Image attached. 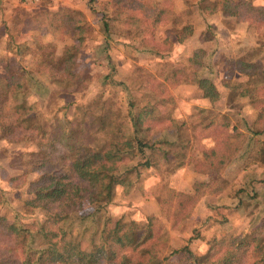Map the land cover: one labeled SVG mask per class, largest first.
<instances>
[{"label": "trees", "instance_id": "1", "mask_svg": "<svg viewBox=\"0 0 264 264\" xmlns=\"http://www.w3.org/2000/svg\"><path fill=\"white\" fill-rule=\"evenodd\" d=\"M88 1L86 13L68 9L55 20V28L69 37L71 45L60 51L50 43L38 50L30 42L15 45L19 57H33L30 68L20 67L14 55L0 57V142L21 143L19 177L26 180L34 175L26 181V198L11 201L13 209L0 195V264H264V173L260 178L248 176L250 193L236 192L246 197L244 202L238 199L242 206L253 202L254 207L240 233L210 240L199 257L190 250V241L181 248H169L165 255L153 246L161 227L186 231L202 199L224 192L225 170L230 165L239 161L240 171L247 173L257 159L264 165V141L240 139L245 136L238 132L217 146L197 150V121L175 119L176 102L167 92L191 85L199 99L214 105L225 91L230 102L248 98L257 112L256 122L264 121V49L242 46L238 55L224 53L209 65L203 46L216 39L215 30L233 35L245 13L254 19L263 17L264 22V0H181L178 12L168 0ZM96 13L101 16L99 51L106 60L112 36L128 32L127 48L162 61L166 73L157 77L156 88L161 92L154 103L129 94L122 109L102 92L92 105L82 101L98 65L91 61L85 67L80 61L88 41L87 18ZM162 22L163 31L157 32ZM13 41L10 36L8 54H13ZM175 45L186 49L182 61L170 59ZM205 112L210 113L199 110L200 123L207 118ZM125 123L130 131L123 136ZM186 125L189 140L183 138ZM187 166L203 178L193 181L188 191L170 188L169 178ZM153 171L160 186L154 198L159 216L145 213L148 217L143 219L127 214L112 225L111 217L103 214L118 188L127 193ZM85 202L91 211L81 216ZM23 209L37 210L42 216L34 223H23ZM85 218L97 224V218H104L96 240L88 244L71 235L73 222Z\"/></svg>", "mask_w": 264, "mask_h": 264}, {"label": "rangeland", "instance_id": "2", "mask_svg": "<svg viewBox=\"0 0 264 264\" xmlns=\"http://www.w3.org/2000/svg\"><path fill=\"white\" fill-rule=\"evenodd\" d=\"M167 2H170L177 12L183 7L181 0H168ZM89 5L88 0H42L37 5L27 6L17 0L11 3V6L0 7V10H2L0 12V23L3 24L0 29V57L14 55L16 56L15 60L18 59L17 62L20 67L28 66L30 68L33 67V57H19L17 53V55L15 54V45L30 42L31 47L38 50L41 45L50 43V46H53L56 51L71 45L72 41L69 37L55 28V20L59 19V16L68 9L86 13ZM92 5H97V3ZM9 7L11 8L6 10ZM243 16L239 24L233 29V35H227V30H225L226 34L223 32L219 34L215 30L216 37L214 36V38L216 39L204 43L207 64L212 65L227 52L238 55L237 53L242 46H261L264 49V22L261 20L263 17L254 16L256 18L254 19L249 13H245ZM100 19L101 16L98 13L87 18L88 31L85 35L88 41L84 44L80 61L82 66L85 67L89 66L91 61H95L98 65L93 68L95 78L88 83L82 101L84 100L85 103L92 105L98 93L102 92L113 105L122 109L127 107L129 94L154 103L157 100V95L161 92L156 88L157 81H160L157 77L162 71L165 72L161 66L162 61L150 59L149 54L127 48L126 44L131 39V34H128V32L120 37L112 36L109 40L110 57L106 60L105 55L99 51V43L102 38ZM164 26L165 23H159L157 32H162ZM198 31L196 30L195 34ZM10 36L14 39L11 50L13 54H8V51L5 50ZM157 41L156 38L154 42L158 43ZM175 46L170 59L182 61L184 55L181 53L186 49L183 45ZM1 72L3 71L0 69ZM105 77H107V80L104 82ZM216 81L218 82L219 78ZM167 92L173 96L176 102V108L172 112L175 119L185 122L197 121L196 124H198L200 132L199 143L196 145L197 150L200 151L204 146L207 148L217 146L235 132L245 136H241L240 139L244 138L245 140L247 137H251L264 141V128L262 127L264 121L256 122L257 112L250 105L248 98L236 99L234 102H230L224 91L221 99L211 105L207 100L199 99L195 87L191 85H178L170 88ZM58 103L62 105L65 102L58 100ZM199 110L210 112L208 114H206L207 112L204 113L207 118L204 122H201L203 124L199 121ZM6 115L9 116L8 111H6ZM210 119L212 124L207 126ZM129 131L128 123L123 124L121 134L125 136ZM183 133L185 140L191 139V131L188 125L184 127ZM23 149L24 146L21 143L0 142V195L8 203L11 201L18 203L19 200L25 199L26 181L34 178V175H29L26 180L19 177L22 172L18 155L22 153ZM241 167V163L238 161L225 170L226 189L218 196H209L202 199L201 203L195 208L189 223L186 224V231L172 229L168 225L161 227L158 238L155 239L153 244L154 249L165 255L169 248L178 249L190 241V250L199 257L207 251L210 240L218 239L229 233H240L244 230L248 221V213L251 209L254 210L253 202L248 203V206H242L238 199L242 197L241 201L244 202L246 197L240 193L237 195L236 192L238 189H246L250 193L249 177L251 175L255 178L262 177L264 165L257 159L256 164L250 168L248 173L240 171ZM16 176L18 180L15 179ZM157 177L155 171L145 173L144 179L127 193L122 188H118L114 202L103 216H110L112 225L127 214L143 219L148 217L145 213H153L159 216V205L154 199L155 193L159 192L160 189V186H157ZM202 178L194 173L190 166H187L169 178L168 186L179 191H188L193 181ZM20 182L23 184L22 187L15 186ZM259 201V198L255 199V202L259 203ZM12 202L8 204L9 209L14 207ZM255 207L257 206L255 205ZM21 211L24 214L21 220L26 224L34 223L42 216L37 210L26 211L23 209ZM90 211L91 207L88 202H85L79 215L86 216ZM96 220H100V222L97 224L93 218L74 221L71 227L72 237L87 244L96 240L104 218H97ZM227 227H229V230Z\"/></svg>", "mask_w": 264, "mask_h": 264}, {"label": "crops", "instance_id": "3", "mask_svg": "<svg viewBox=\"0 0 264 264\" xmlns=\"http://www.w3.org/2000/svg\"><path fill=\"white\" fill-rule=\"evenodd\" d=\"M17 0H0V7H7V6H11V3H14V2H16ZM11 7H9V8H6V10H9ZM182 8H180L179 10H181ZM2 10H0V12H1ZM1 24V23H0ZM3 24H1L0 25V29H1V26H2Z\"/></svg>", "mask_w": 264, "mask_h": 264}, {"label": "built area", "instance_id": "4", "mask_svg": "<svg viewBox=\"0 0 264 264\" xmlns=\"http://www.w3.org/2000/svg\"><path fill=\"white\" fill-rule=\"evenodd\" d=\"M21 3L24 5L30 6V5H37L39 4L42 0H19Z\"/></svg>", "mask_w": 264, "mask_h": 264}]
</instances>
